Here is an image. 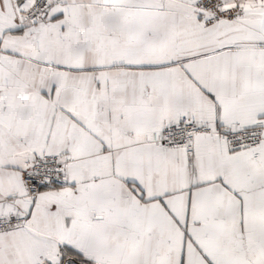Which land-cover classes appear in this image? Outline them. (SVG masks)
Returning a JSON list of instances; mask_svg holds the SVG:
<instances>
[{
    "label": "snow or ice",
    "instance_id": "obj_1",
    "mask_svg": "<svg viewBox=\"0 0 264 264\" xmlns=\"http://www.w3.org/2000/svg\"><path fill=\"white\" fill-rule=\"evenodd\" d=\"M0 264H264V0H0Z\"/></svg>",
    "mask_w": 264,
    "mask_h": 264
}]
</instances>
